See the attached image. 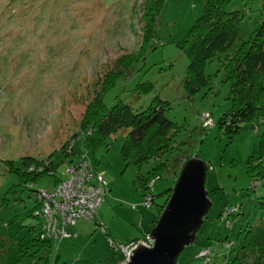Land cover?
Returning <instances> with one entry per match:
<instances>
[{
  "label": "rangeland",
  "instance_id": "1",
  "mask_svg": "<svg viewBox=\"0 0 264 264\" xmlns=\"http://www.w3.org/2000/svg\"><path fill=\"white\" fill-rule=\"evenodd\" d=\"M145 2L0 0V264L34 261L24 227L35 224V220L27 218L22 225H8L9 219L33 208L32 193L24 190L6 194L18 181L5 162L21 167L23 157L47 161L54 154L56 174L64 180L69 159L60 157L59 150L67 143L75 154L73 161L83 154L82 139H72L81 135L79 123L86 105L100 91L107 73L126 71L124 64L131 59L135 63L143 52L144 58L124 79L117 80L103 99L108 106L119 100L133 111H142L158 97L170 105L165 118L183 126L173 143L174 163L169 162L161 178L153 182L152 190L160 194L157 206L166 199L162 193L172 188L174 172L185 158L196 157L209 168L206 189L211 208L195 243L183 250L177 264H203L198 254L207 248L217 258L226 255L223 240L239 245L238 233L242 234L246 224L258 222L255 199L264 196V177L250 192L252 181L245 175L244 163L257 150L263 128L257 132L253 124H246L232 141L219 129L218 119L230 108L229 85L223 83L215 62L205 69V75L211 78L206 95L188 99L182 90L188 62L176 45L200 17V0H165L146 51ZM233 11L245 14L238 40H246L256 24L264 22V0H235L227 8V12ZM146 82L152 83L153 89L139 95L137 85ZM201 114L205 115L200 121ZM210 120L214 121L213 128ZM110 142L108 149L102 147L96 155L100 162L97 169L108 191L101 205L103 220L98 224L108 229L116 243L141 241L150 231L156 209L146 208L144 192L134 184L136 170L125 168L120 155L123 136L117 134ZM154 165H144L140 172ZM53 188L54 179L45 176L33 190ZM2 198L8 200L3 202ZM225 206L240 207L231 228L219 219ZM83 223L86 227L76 237L65 231L69 237L52 241L49 264H104L112 252L110 241L96 229L98 224ZM248 263L258 264L254 258Z\"/></svg>",
  "mask_w": 264,
  "mask_h": 264
},
{
  "label": "trees",
  "instance_id": "2",
  "mask_svg": "<svg viewBox=\"0 0 264 264\" xmlns=\"http://www.w3.org/2000/svg\"><path fill=\"white\" fill-rule=\"evenodd\" d=\"M145 1L144 18L146 28H148L144 31V36L147 35L146 51L151 44L154 26L165 0ZM233 1L235 0H200L202 10L200 17L195 20L176 47L185 55L188 62L182 81V90L186 98L190 99L200 93L206 95L210 91L211 78L205 75V69L212 62L216 63L217 73L222 75L223 83L229 85L230 108L217 121V126L224 130L229 141L238 137L246 124H253L257 132H259V127L263 128L258 135L257 150L244 163L245 175L252 181L249 191L253 192L261 185V179L264 177V22L256 24L246 40H238L239 26L245 14L240 11L227 12L228 6ZM236 41L238 44L235 49L229 52ZM144 55L143 52L135 63L131 59L124 64V68L127 67L124 72L123 70L117 72L118 69H116L115 73L112 71L107 73L100 86V91L85 107L79 123V134L81 135H76L72 140L79 137L82 139L83 153L88 157L93 171H98L97 167L100 162L96 155L99 149L102 147L108 149L110 141L117 134L123 136L120 155L125 168L136 170L134 184L144 192L145 197L150 198V209H156L157 215L152 222L153 226L171 194V188L166 189L162 193L166 199L160 207L157 206L155 202L160 194H154L153 182L161 178V172L168 168L169 162L174 163L176 158H171L174 151L173 143L183 126L165 118V112L170 109V105L168 102L160 101L158 97H155L142 111H133L131 106L119 100L108 106L103 99L104 94L115 86L116 81L125 77L133 66L144 58ZM152 89L153 84L150 82L137 85L139 95L146 94ZM203 115L205 114L200 115V121ZM211 121L213 128L214 121ZM67 150L68 146L65 143L59 150V156L69 159L68 165H71L75 162L71 160L75 154L72 149L71 153ZM53 157L54 154L47 161H40L29 156L23 157L20 159L21 167H15L11 161L5 162L8 172L18 181L17 185L6 191V194L10 195L24 190H30L32 193L33 208L8 221V225L18 223L22 225L27 218L35 220V224H28L24 227L27 229V245H31L32 256H34L32 264H49L47 255L51 250V241L40 239L41 201L37 198L39 190H33V187L45 176L54 179V187L63 181L56 174L57 167L53 165ZM188 159L190 157L185 158L178 165L174 176L177 177L181 166ZM151 162L155 165L142 174L140 169ZM2 200L4 202L8 199L2 198ZM255 200L260 213L258 222L253 225L246 224L242 234L238 233V237L241 236L239 245L224 239L223 244L226 250L224 256L220 255L217 258L218 256L208 248L202 249L200 253L206 250L209 255L207 262L202 260L203 264H249L250 258H254L258 264H264V196ZM239 211V206H225L219 219L226 221L227 226L231 228L232 218H235ZM147 235H144L141 240ZM108 240L111 241L112 252L104 264H119L123 261L119 247L129 246L139 241L122 244L112 239ZM41 259L42 263L39 262Z\"/></svg>",
  "mask_w": 264,
  "mask_h": 264
},
{
  "label": "water",
  "instance_id": "3",
  "mask_svg": "<svg viewBox=\"0 0 264 264\" xmlns=\"http://www.w3.org/2000/svg\"><path fill=\"white\" fill-rule=\"evenodd\" d=\"M208 166L196 157L183 163L171 194L150 229V243L138 241L119 264H177L193 245L211 208L206 189Z\"/></svg>",
  "mask_w": 264,
  "mask_h": 264
},
{
  "label": "built area",
  "instance_id": "4",
  "mask_svg": "<svg viewBox=\"0 0 264 264\" xmlns=\"http://www.w3.org/2000/svg\"><path fill=\"white\" fill-rule=\"evenodd\" d=\"M210 123L212 125L211 120ZM71 149L72 147H68L67 152H70ZM106 195L103 174L93 171L85 153L78 155V159L69 165L65 180L57 183L52 190L37 192V198L41 201L40 239L49 240L52 243V241H60L69 237L65 228L74 227L81 220L96 226L98 224L96 214L105 201ZM145 198V206L150 208V198L148 196ZM97 229L103 235L106 234V228L103 225L98 224ZM141 241L150 243L147 237ZM135 244L119 247L123 260L128 257ZM201 254L202 256H200ZM199 256L207 262L208 251L201 252Z\"/></svg>",
  "mask_w": 264,
  "mask_h": 264
},
{
  "label": "crops",
  "instance_id": "5",
  "mask_svg": "<svg viewBox=\"0 0 264 264\" xmlns=\"http://www.w3.org/2000/svg\"><path fill=\"white\" fill-rule=\"evenodd\" d=\"M71 160H74V158H71ZM98 170V169H97ZM154 192V194H156V191L154 190L153 191ZM102 207L103 206H101L100 207V209L98 210V212H97V214H96V221H97V223H101V221L103 220V217H102ZM153 220H154V217L152 218V221H151V225L149 226V228L151 229V227H152V222H153ZM93 226H95L94 224H92ZM85 227H86V224L85 223H83V220H81V221H79L74 227H67V228H65V231L67 232V233H69V234H73L75 237L77 236V234H80V232H82V230H84L85 229ZM69 228V229H68ZM68 229V230H67ZM94 231H96V229H94ZM101 233V232H100ZM149 232H147V233H145L144 235H146V234H148ZM102 234V233H101ZM103 235V234H102ZM143 235V236H144ZM73 236V237H74ZM106 238H108V239H112V240H114V241H116L114 238H113V236H112V234L108 231V229H106V235H104ZM142 236V237H143ZM98 237V236H97ZM135 240H138V239H133L132 241H135ZM132 241H130V242H132ZM129 242V243H130ZM126 244H128V243H126ZM111 255V254H110ZM110 255L106 258V260L110 257ZM105 260V261H106ZM104 261V262H105Z\"/></svg>",
  "mask_w": 264,
  "mask_h": 264
}]
</instances>
